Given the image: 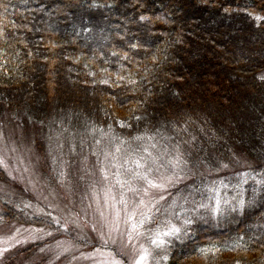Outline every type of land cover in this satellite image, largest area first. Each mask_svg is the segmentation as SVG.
Instances as JSON below:
<instances>
[{"label": "trees", "instance_id": "obj_1", "mask_svg": "<svg viewBox=\"0 0 264 264\" xmlns=\"http://www.w3.org/2000/svg\"><path fill=\"white\" fill-rule=\"evenodd\" d=\"M4 114L51 180L56 130L176 148L186 179L136 219L147 264H264V0H0ZM15 204L0 219L55 229Z\"/></svg>", "mask_w": 264, "mask_h": 264}, {"label": "rangeland", "instance_id": "obj_2", "mask_svg": "<svg viewBox=\"0 0 264 264\" xmlns=\"http://www.w3.org/2000/svg\"><path fill=\"white\" fill-rule=\"evenodd\" d=\"M35 130L10 114L0 117L5 173L0 194L47 217L55 229L0 219V264H147L135 238L136 219L186 179L179 172L176 148L163 147L154 138L150 147L133 151L102 137L90 144L88 134L80 139L56 130L40 137L48 167L56 174L51 180L43 170ZM61 228L69 236H59ZM94 233L98 247L91 245ZM117 248L126 260L115 254Z\"/></svg>", "mask_w": 264, "mask_h": 264}, {"label": "snow or ice", "instance_id": "obj_3", "mask_svg": "<svg viewBox=\"0 0 264 264\" xmlns=\"http://www.w3.org/2000/svg\"><path fill=\"white\" fill-rule=\"evenodd\" d=\"M156 241H153V243H155ZM141 260H143V257H141ZM138 264H140V262H138Z\"/></svg>", "mask_w": 264, "mask_h": 264}]
</instances>
